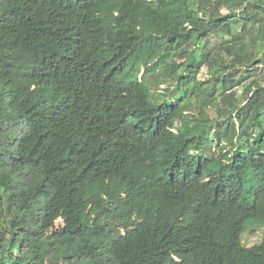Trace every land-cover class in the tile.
Wrapping results in <instances>:
<instances>
[{
  "label": "trees",
  "instance_id": "1",
  "mask_svg": "<svg viewBox=\"0 0 264 264\" xmlns=\"http://www.w3.org/2000/svg\"><path fill=\"white\" fill-rule=\"evenodd\" d=\"M258 65L264 0H0V264H264Z\"/></svg>",
  "mask_w": 264,
  "mask_h": 264
},
{
  "label": "rangeland",
  "instance_id": "2",
  "mask_svg": "<svg viewBox=\"0 0 264 264\" xmlns=\"http://www.w3.org/2000/svg\"><path fill=\"white\" fill-rule=\"evenodd\" d=\"M225 12V11H224ZM222 44V39L220 37H215V36H211L210 38V42L206 44L205 46V51L210 52V53H216L217 55H222L223 54V50L220 48V45ZM264 74V69H261L258 65V69H256V73L254 75V77L252 76L250 79H247L246 83H249L252 81L253 78L257 79L260 78V76H262ZM153 78H150L151 80V93L153 95H166L167 89H171V91H173V87L175 86L174 83H172L170 81V79L168 77H162V81L158 82V81H153ZM208 79V75L206 73V68L205 66H203L199 72V74L197 75V80L200 81H206ZM157 84H161L160 87L157 88ZM237 96H239V94H241V87H239V89H237ZM241 99V98H239ZM211 108V107H210ZM207 108L208 110V114L211 117H214V112L212 109ZM206 111V108H205ZM61 225V220L56 221V226ZM264 240V224L263 225H256V224H252L249 223L245 229V231L242 233L241 235V242L243 244L244 247H251L253 245H256L258 243H260L261 241Z\"/></svg>",
  "mask_w": 264,
  "mask_h": 264
}]
</instances>
